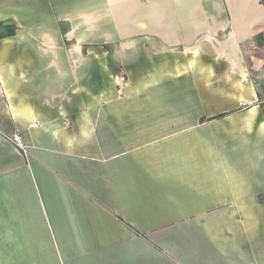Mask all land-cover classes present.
Masks as SVG:
<instances>
[{
  "label": "crops",
  "instance_id": "crops-1",
  "mask_svg": "<svg viewBox=\"0 0 264 264\" xmlns=\"http://www.w3.org/2000/svg\"><path fill=\"white\" fill-rule=\"evenodd\" d=\"M0 264H264L262 0H0Z\"/></svg>",
  "mask_w": 264,
  "mask_h": 264
},
{
  "label": "built area",
  "instance_id": "built-area-1",
  "mask_svg": "<svg viewBox=\"0 0 264 264\" xmlns=\"http://www.w3.org/2000/svg\"><path fill=\"white\" fill-rule=\"evenodd\" d=\"M127 83V77L124 74H119L116 77L117 91L119 94H122ZM13 142L20 148L25 149V143L23 137L20 133H16L12 136Z\"/></svg>",
  "mask_w": 264,
  "mask_h": 264
},
{
  "label": "trees",
  "instance_id": "trees-1",
  "mask_svg": "<svg viewBox=\"0 0 264 264\" xmlns=\"http://www.w3.org/2000/svg\"><path fill=\"white\" fill-rule=\"evenodd\" d=\"M262 3L264 4V0H262ZM226 114H223V115H219L218 117H223L225 116Z\"/></svg>",
  "mask_w": 264,
  "mask_h": 264
},
{
  "label": "bare ground",
  "instance_id": "bare-ground-1",
  "mask_svg": "<svg viewBox=\"0 0 264 264\" xmlns=\"http://www.w3.org/2000/svg\"><path fill=\"white\" fill-rule=\"evenodd\" d=\"M115 11V10H114Z\"/></svg>",
  "mask_w": 264,
  "mask_h": 264
}]
</instances>
